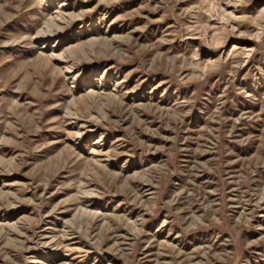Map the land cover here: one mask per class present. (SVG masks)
<instances>
[{
    "label": "rangeland",
    "instance_id": "374dc122",
    "mask_svg": "<svg viewBox=\"0 0 264 264\" xmlns=\"http://www.w3.org/2000/svg\"><path fill=\"white\" fill-rule=\"evenodd\" d=\"M0 264H264V0H0Z\"/></svg>",
    "mask_w": 264,
    "mask_h": 264
}]
</instances>
